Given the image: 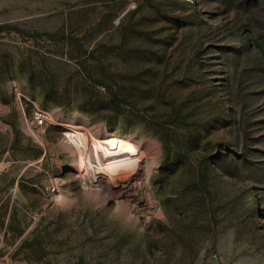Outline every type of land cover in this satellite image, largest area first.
I'll return each instance as SVG.
<instances>
[{
	"label": "rangeland",
	"instance_id": "374dc122",
	"mask_svg": "<svg viewBox=\"0 0 264 264\" xmlns=\"http://www.w3.org/2000/svg\"><path fill=\"white\" fill-rule=\"evenodd\" d=\"M35 107L137 141L145 188L90 195ZM0 264H264V0H0Z\"/></svg>",
	"mask_w": 264,
	"mask_h": 264
},
{
	"label": "bare ground",
	"instance_id": "6f19581e",
	"mask_svg": "<svg viewBox=\"0 0 264 264\" xmlns=\"http://www.w3.org/2000/svg\"><path fill=\"white\" fill-rule=\"evenodd\" d=\"M49 116H52V126L67 132L61 147L71 156L82 182L90 187V195L108 192L124 201L131 200L137 189L145 188L147 179L144 177L150 176L152 166L145 163L137 141L130 142L125 137L113 135L106 128L95 131L82 116L75 117L74 121L59 119L58 115L57 118L52 114ZM26 126L29 133L43 143V136ZM53 196L63 198L61 189H56ZM146 202L147 211L158 214V206L147 194Z\"/></svg>",
	"mask_w": 264,
	"mask_h": 264
},
{
	"label": "built area",
	"instance_id": "2783aa9c",
	"mask_svg": "<svg viewBox=\"0 0 264 264\" xmlns=\"http://www.w3.org/2000/svg\"><path fill=\"white\" fill-rule=\"evenodd\" d=\"M47 111L48 110H45L43 108L35 107V110L33 112V119L31 123L26 119V124L30 128L36 129V130L48 129V128L55 129V127L51 125L52 116H49Z\"/></svg>",
	"mask_w": 264,
	"mask_h": 264
},
{
	"label": "trees",
	"instance_id": "16d2710c",
	"mask_svg": "<svg viewBox=\"0 0 264 264\" xmlns=\"http://www.w3.org/2000/svg\"><path fill=\"white\" fill-rule=\"evenodd\" d=\"M114 110L117 112V113H120V109H119V106L118 105H115L114 106ZM256 203L260 206V202L258 201V199L256 200ZM259 210H260V207H259Z\"/></svg>",
	"mask_w": 264,
	"mask_h": 264
},
{
	"label": "water",
	"instance_id": "95a60500",
	"mask_svg": "<svg viewBox=\"0 0 264 264\" xmlns=\"http://www.w3.org/2000/svg\"><path fill=\"white\" fill-rule=\"evenodd\" d=\"M25 203H27V201H25Z\"/></svg>",
	"mask_w": 264,
	"mask_h": 264
}]
</instances>
